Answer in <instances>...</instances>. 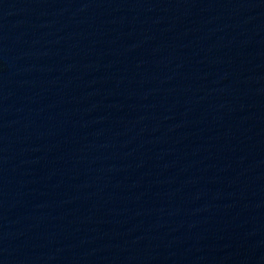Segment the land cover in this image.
I'll use <instances>...</instances> for the list:
<instances>
[{"label": "water", "instance_id": "1", "mask_svg": "<svg viewBox=\"0 0 264 264\" xmlns=\"http://www.w3.org/2000/svg\"><path fill=\"white\" fill-rule=\"evenodd\" d=\"M0 264H264V0H0Z\"/></svg>", "mask_w": 264, "mask_h": 264}]
</instances>
